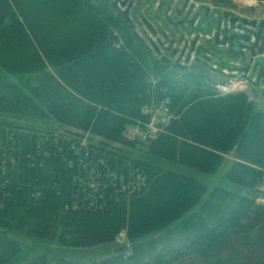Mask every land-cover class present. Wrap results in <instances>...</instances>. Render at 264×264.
Listing matches in <instances>:
<instances>
[{"label":"trees","instance_id":"trees-1","mask_svg":"<svg viewBox=\"0 0 264 264\" xmlns=\"http://www.w3.org/2000/svg\"><path fill=\"white\" fill-rule=\"evenodd\" d=\"M125 24L107 0H0V264H264V109L244 92L218 95L203 62L157 60ZM162 101L173 116L162 132L124 135ZM221 164L211 188L182 171ZM90 168L144 184L128 194L105 179L94 191ZM121 231L127 255L53 254Z\"/></svg>","mask_w":264,"mask_h":264},{"label":"flooded vegetation","instance_id":"flooded-vegetation-1","mask_svg":"<svg viewBox=\"0 0 264 264\" xmlns=\"http://www.w3.org/2000/svg\"><path fill=\"white\" fill-rule=\"evenodd\" d=\"M107 1L111 3L112 8L120 15V19L126 23L125 25L128 26L133 37L140 40L157 60L168 64L173 63L178 66L181 64V67L186 66V63L190 65L195 61H199L206 64L208 71L211 73H221L226 67V64L220 58L221 56H228L229 58L235 56L234 51L228 49L229 43L225 38L227 36L225 33L222 32L223 34H221L219 32L217 35L218 40L225 39L224 44L215 41L213 38L215 25L219 26V31L221 29L225 31L226 28L229 29L231 27V22H234L233 25L235 27L237 26V21H234L237 17L255 20V24H259V22L264 20V16H260V12L253 5L246 7L245 11L239 12L220 5L209 6L204 1L197 3V8H194L193 4L195 3L193 1L189 3L190 0H183L180 6L177 5L173 8L172 12L176 14V17L171 18L169 16L171 10L169 9L162 12L160 9H154L153 12H150L152 6V4L150 5L151 0H145L144 8L140 7L138 0ZM121 2H124V4H121ZM134 7V14L137 16L139 22L130 16V12ZM143 19L151 27L146 25V21L144 22ZM156 22L158 23L157 27L154 25ZM135 26L140 30L139 33L136 32ZM178 30L191 31L192 35L188 39L189 35L186 33L184 34L186 39H183V34L178 35L175 33ZM195 35L197 36L196 40L193 38ZM156 36L164 39L167 38V42L161 43L162 45L160 46V43L153 38ZM117 37L119 36L117 35ZM180 39L182 46L179 48L174 44L175 42L179 43ZM231 49L236 50L234 43H232ZM157 51L159 52L158 54ZM162 57L166 59H161ZM208 58L215 61H210L212 63L210 64L206 61ZM175 61L179 63H175ZM234 72L237 73V71Z\"/></svg>","mask_w":264,"mask_h":264},{"label":"rangeland","instance_id":"rangeland-1","mask_svg":"<svg viewBox=\"0 0 264 264\" xmlns=\"http://www.w3.org/2000/svg\"><path fill=\"white\" fill-rule=\"evenodd\" d=\"M183 0H151L150 1V5L152 4L151 6V10L150 12L154 9H160V11H165V10H171L169 16L171 18H175L176 17V14H174L172 11H173V8L177 5L180 6L181 2ZM191 1H193V6L194 8H197V3L199 2H207L209 6H214V5H220L222 7H225L227 9H235L237 11H245L246 7L248 6H244L242 5V1H245V0H190L189 3H191ZM145 0H138V4L140 5V7L142 6V8H144V5H145ZM253 6L254 8H257L259 15L260 16H264V0H253ZM111 4V3H110ZM243 6V7H241ZM119 15V14H118ZM156 27L158 26V23L156 22V24H154ZM136 27V26H135ZM180 30V28H179ZM178 32H175L177 33L178 35L180 34H183V39H186L185 35L184 34H188V39L191 37L192 35V32L191 31H186V30H182V31H179ZM139 29L138 27H136V32L139 33ZM109 32H113L114 34L118 35L120 38H121V33L118 29V27L114 28L113 26H111L109 28V31H108V34ZM107 34V35H108ZM118 37V38H119ZM196 35L195 37H193L195 40H196ZM157 42H159L160 46L163 44V43H166L167 42V38H161L160 36H156V37H153ZM121 42V41H120ZM162 43V44H161ZM175 46L177 47H181L182 46V41L180 39L179 43L178 42H175L174 44ZM192 60V59H191ZM190 60V61H191ZM191 63V62H190ZM187 67L189 68V63H186ZM48 70L52 71V68L48 67ZM192 71V70H191ZM209 72V71H208ZM218 73V72H217ZM211 73L209 72L210 76L213 78L214 80V85L216 84H221L223 87H219V88H215L216 89V93L218 95H222V94H226V93H235V92H244L246 95H247V99L249 101H252L254 102V104L257 106V107H260V108H263L264 109V104L260 102V97H259V94H257V92H253L251 91L245 84L244 81H242L241 79L237 78V79H229V78H224V77H221L219 74L220 73ZM149 112V111H148ZM166 113V112H165ZM172 113L168 112V117L170 116V118L172 117L171 115ZM155 115V116H153ZM160 114H159V111H154L153 113H151V115H149L148 118L150 117H155L154 120L152 121V125L148 128L150 130H152V128H158L159 132H162L163 131V128L164 126L169 122V119L170 118H163L162 116L161 117H158ZM163 115V114H162ZM2 118L6 119V120H11V121H17V122H20V123H26L27 121L22 119V118H19V119H16L12 116H9V115H2L1 116ZM167 117V116H166ZM148 122H149V119H148ZM27 123H30V124H33V125H37V126H42V125H45L43 124L41 121H28ZM49 127H51L52 129L54 130H57L60 132V134H65V132H67L66 130L67 129H70V130H73L75 132H78V134H80V131L78 130H74V129H71V128H68L66 126H59L58 124L56 123H53V121H49ZM135 125L134 124H128L127 125V128L129 127H133ZM47 126V125H45ZM158 132V133H159ZM127 132L124 133V135L126 136ZM87 138H89V140H92L93 143L95 142H99L98 138L94 137V136H89L87 135ZM224 159L226 161H230L232 159H234V156L232 153H227V154H224L223 155ZM165 166H168V167H174L173 164H169V163H165L164 164ZM183 172L185 173H188V174H194V176L196 175L203 184L207 185L208 187H212L214 185H217V184H220L219 182V178L220 176L222 175L223 171L225 170V165L224 164H221V166L219 167L218 171L214 174V175H205L195 169H192V168H188V167H183ZM227 185V184H226ZM230 186V185H228ZM235 188L234 186H232V189ZM259 190H264V181L262 182L261 185H259ZM257 202L259 203H264V197L259 195L258 198L256 199ZM28 244V243H27ZM29 245V244H28ZM120 246H123L124 249L121 251L123 252L124 254H128L129 253V241L127 240L126 238V235H125V232L124 231H121L118 236L115 238V240L111 243H108V244H104V245H99V246H95V247H88V248H58V249H54V255L55 256H58V255H64L66 257H68L69 259L71 260H74V261H77V262H80V263H85V262H90V261H96L97 259H99L100 257L102 256H105V255H108L109 253H112L114 252V249L115 248H118ZM194 262V264H199L200 263V260L199 259H194L192 260V263Z\"/></svg>","mask_w":264,"mask_h":264},{"label":"water","instance_id":"water-1","mask_svg":"<svg viewBox=\"0 0 264 264\" xmlns=\"http://www.w3.org/2000/svg\"><path fill=\"white\" fill-rule=\"evenodd\" d=\"M115 4V3H113ZM124 4V2H121ZM135 7L131 10L130 16L138 21L137 16L134 14ZM145 22L146 20L143 19ZM234 21H237V26L231 22V27L224 31H219V26L215 25V31L213 38L215 41L225 43V39L218 40L217 35L225 33V37L228 40L230 51H234V57L229 58L228 56L220 57L222 62L226 64L228 71H237V76L243 77L249 84L254 86V90L259 92L263 98L264 104V89L261 88L264 85V20L255 24V20H248L243 17H237ZM139 22V21H138ZM146 25L150 26L146 21ZM151 27V26H150ZM235 27V28H234ZM223 32V33H222ZM116 34L109 32L107 41H116ZM152 43V42H151ZM232 43L235 44L236 50L231 49ZM157 53H159L157 51ZM161 59H166L162 57ZM210 61H215L209 59ZM241 73V74H240ZM124 249L123 246L114 249V252H119Z\"/></svg>","mask_w":264,"mask_h":264},{"label":"built area","instance_id":"built-area-1","mask_svg":"<svg viewBox=\"0 0 264 264\" xmlns=\"http://www.w3.org/2000/svg\"><path fill=\"white\" fill-rule=\"evenodd\" d=\"M159 111V116L158 117H163V118H170L168 117V107L165 104H160L157 108H155L154 111ZM166 112V113H165ZM163 114V115H162ZM155 116V115H153ZM150 117L149 122H143L140 120H136L135 125L133 127L127 128L126 132V137L131 139V140H138V141H148L150 139H153L157 133L159 132L158 128H152V130L148 129L152 125V121L154 120L155 117ZM167 116V117H166ZM61 137L67 141V143L70 141L69 136H63ZM79 146L84 148L86 147V139L85 138H80L79 141ZM73 145L70 144L69 148L72 149ZM61 148L58 147V150ZM89 178L87 181H89V188L94 189V191H97L98 189L104 188V180L107 179L110 184L112 185V189L116 191H127L129 194L131 191H136L139 190L143 184H144V177L136 172L130 175V178L126 181H124V178L119 177L113 172H99L95 168H90L89 170ZM119 184V185H118Z\"/></svg>","mask_w":264,"mask_h":264},{"label":"bare ground","instance_id":"bare-ground-1","mask_svg":"<svg viewBox=\"0 0 264 264\" xmlns=\"http://www.w3.org/2000/svg\"><path fill=\"white\" fill-rule=\"evenodd\" d=\"M242 5L244 6H248V5H253V0H245V1H242L241 3Z\"/></svg>","mask_w":264,"mask_h":264}]
</instances>
